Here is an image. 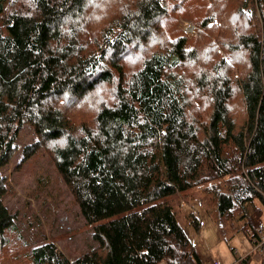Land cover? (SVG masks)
<instances>
[{
	"label": "trees",
	"instance_id": "obj_1",
	"mask_svg": "<svg viewBox=\"0 0 264 264\" xmlns=\"http://www.w3.org/2000/svg\"><path fill=\"white\" fill-rule=\"evenodd\" d=\"M168 1L0 0V264L25 242L2 171L25 123L97 242L73 260L44 240L27 264H202L156 201L200 185L221 224L262 225L264 0H197L192 37L173 13L192 4ZM87 95L90 114L67 110Z\"/></svg>",
	"mask_w": 264,
	"mask_h": 264
},
{
	"label": "rangeland",
	"instance_id": "obj_2",
	"mask_svg": "<svg viewBox=\"0 0 264 264\" xmlns=\"http://www.w3.org/2000/svg\"><path fill=\"white\" fill-rule=\"evenodd\" d=\"M176 1L178 0H169L167 4L170 6ZM196 1H181L179 9L192 4L186 11L189 16L173 11L177 16V26L191 37L199 28L198 18H193L196 16L193 5ZM107 10L113 12L111 8ZM239 102L233 104L231 110L241 117L245 105L242 98ZM68 103L73 104L66 107L68 111L82 113L84 116L90 114V96L87 95L81 101H67ZM33 128L29 123L23 125L17 137L18 148L2 169L9 187L4 196L5 202L9 205V210L16 213L20 236L25 241L18 243V248L13 249L21 257L13 259L14 254H9L11 260L1 258L2 264H27L22 256L30 247L44 240L53 242L59 252L73 260L97 244L93 238L92 225L85 220L79 203L56 168L53 144H41V137ZM27 147L32 152L24 159L25 154L30 152ZM204 187L205 185H200L156 201H166L172 205L177 221L194 242L202 264H210L212 259H219L222 264H242L241 256L247 255L250 256L248 264H263L264 252L253 251L256 230L250 235L251 228L243 226L242 221L228 220L221 224L219 214L222 207L217 204L214 194L206 192ZM256 202L261 205L259 200ZM194 221L199 223L198 227Z\"/></svg>",
	"mask_w": 264,
	"mask_h": 264
},
{
	"label": "built area",
	"instance_id": "obj_3",
	"mask_svg": "<svg viewBox=\"0 0 264 264\" xmlns=\"http://www.w3.org/2000/svg\"><path fill=\"white\" fill-rule=\"evenodd\" d=\"M253 251L264 252V225L259 226L256 229L255 237L253 238ZM245 256H241L243 259ZM210 264H222L219 259H212Z\"/></svg>",
	"mask_w": 264,
	"mask_h": 264
}]
</instances>
